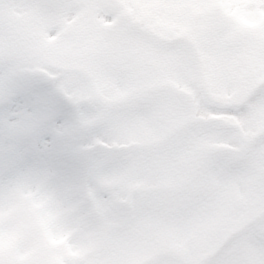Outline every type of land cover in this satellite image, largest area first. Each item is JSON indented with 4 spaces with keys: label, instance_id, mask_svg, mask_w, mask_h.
Here are the masks:
<instances>
[{
    "label": "snow or ice",
    "instance_id": "6c2138e0",
    "mask_svg": "<svg viewBox=\"0 0 264 264\" xmlns=\"http://www.w3.org/2000/svg\"><path fill=\"white\" fill-rule=\"evenodd\" d=\"M0 264H264V0H0Z\"/></svg>",
    "mask_w": 264,
    "mask_h": 264
}]
</instances>
